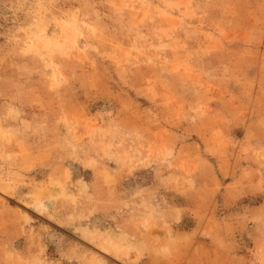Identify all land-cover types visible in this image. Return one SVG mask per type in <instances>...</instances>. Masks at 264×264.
<instances>
[{
    "label": "rangeland",
    "instance_id": "obj_1",
    "mask_svg": "<svg viewBox=\"0 0 264 264\" xmlns=\"http://www.w3.org/2000/svg\"><path fill=\"white\" fill-rule=\"evenodd\" d=\"M0 264H264V0H0Z\"/></svg>",
    "mask_w": 264,
    "mask_h": 264
}]
</instances>
